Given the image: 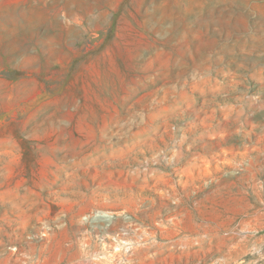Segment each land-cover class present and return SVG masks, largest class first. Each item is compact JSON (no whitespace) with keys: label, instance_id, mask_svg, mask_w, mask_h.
Returning <instances> with one entry per match:
<instances>
[{"label":"rangeland","instance_id":"1","mask_svg":"<svg viewBox=\"0 0 264 264\" xmlns=\"http://www.w3.org/2000/svg\"><path fill=\"white\" fill-rule=\"evenodd\" d=\"M0 264H264V0H0Z\"/></svg>","mask_w":264,"mask_h":264},{"label":"built area","instance_id":"2","mask_svg":"<svg viewBox=\"0 0 264 264\" xmlns=\"http://www.w3.org/2000/svg\"><path fill=\"white\" fill-rule=\"evenodd\" d=\"M115 218L121 221L122 224L114 231L108 232L102 237H109L111 241V249L114 253H128L132 248L131 240L129 239L130 233L136 227L135 220L129 213L121 212L116 214L114 212L109 213L101 210L92 215L90 220L92 222L104 221L106 224L102 223L103 225H109V223Z\"/></svg>","mask_w":264,"mask_h":264},{"label":"crops","instance_id":"3","mask_svg":"<svg viewBox=\"0 0 264 264\" xmlns=\"http://www.w3.org/2000/svg\"><path fill=\"white\" fill-rule=\"evenodd\" d=\"M199 230L197 231V233L194 236H190V235H184L183 237H181V243L184 245L181 246V250L182 253L184 252H189L191 250H198L200 252H205L207 250L213 249L214 247V236L217 239H228L230 237H228V234L225 233H220V232H214V226L213 225H208L206 224H202L199 227ZM189 238H194L197 240V246L193 245L192 243L186 242V239ZM199 244V245H198ZM148 250L152 251L153 253L157 252V253H166L167 250L170 249L169 246L166 245H162L160 244V242H156V243H149V245H147ZM172 250V248L170 249ZM169 250V251H170ZM225 257V256H220Z\"/></svg>","mask_w":264,"mask_h":264}]
</instances>
